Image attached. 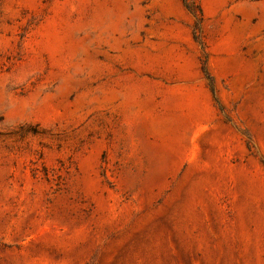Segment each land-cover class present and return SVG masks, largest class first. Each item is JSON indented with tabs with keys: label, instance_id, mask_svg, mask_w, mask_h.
<instances>
[{
	"label": "rangeland",
	"instance_id": "obj_1",
	"mask_svg": "<svg viewBox=\"0 0 264 264\" xmlns=\"http://www.w3.org/2000/svg\"><path fill=\"white\" fill-rule=\"evenodd\" d=\"M0 264H264V0H0Z\"/></svg>",
	"mask_w": 264,
	"mask_h": 264
},
{
	"label": "trees",
	"instance_id": "obj_2",
	"mask_svg": "<svg viewBox=\"0 0 264 264\" xmlns=\"http://www.w3.org/2000/svg\"><path fill=\"white\" fill-rule=\"evenodd\" d=\"M194 39H195L196 41H198V37H197V35H196V32H195V31H194ZM202 69H203V72H204V74L207 76V73H206V70H205V68L203 67ZM207 78H209V77L207 76Z\"/></svg>",
	"mask_w": 264,
	"mask_h": 264
}]
</instances>
